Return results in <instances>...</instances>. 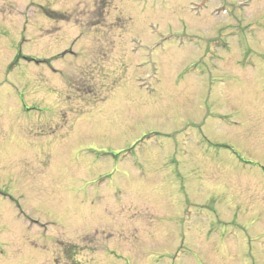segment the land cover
I'll return each mask as SVG.
<instances>
[{
    "label": "rangeland",
    "instance_id": "1",
    "mask_svg": "<svg viewBox=\"0 0 264 264\" xmlns=\"http://www.w3.org/2000/svg\"><path fill=\"white\" fill-rule=\"evenodd\" d=\"M0 264H264V0H0Z\"/></svg>",
    "mask_w": 264,
    "mask_h": 264
},
{
    "label": "flooded vegetation",
    "instance_id": "2",
    "mask_svg": "<svg viewBox=\"0 0 264 264\" xmlns=\"http://www.w3.org/2000/svg\"><path fill=\"white\" fill-rule=\"evenodd\" d=\"M187 89V87L185 88ZM210 90L209 87L206 86H197V89L194 91L196 94L202 95L199 97V101H201L202 98L206 99L208 98V96L210 97L213 94V91L211 89V93H209L208 91Z\"/></svg>",
    "mask_w": 264,
    "mask_h": 264
}]
</instances>
